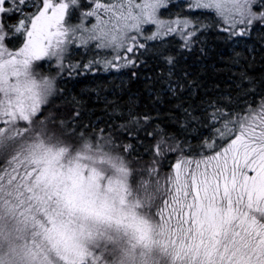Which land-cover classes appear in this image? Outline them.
Segmentation results:
<instances>
[{
	"label": "snow or ice",
	"instance_id": "obj_1",
	"mask_svg": "<svg viewBox=\"0 0 264 264\" xmlns=\"http://www.w3.org/2000/svg\"><path fill=\"white\" fill-rule=\"evenodd\" d=\"M27 231L28 264H264V0H0V239Z\"/></svg>",
	"mask_w": 264,
	"mask_h": 264
},
{
	"label": "trees",
	"instance_id": "obj_2",
	"mask_svg": "<svg viewBox=\"0 0 264 264\" xmlns=\"http://www.w3.org/2000/svg\"><path fill=\"white\" fill-rule=\"evenodd\" d=\"M46 67V66H45ZM147 157H145L146 159ZM30 231L23 232L20 238L9 246L3 239H0V257H4L9 260L11 264H28V261L35 258H41L38 246L32 243L34 239ZM60 238H66L68 243H71L78 251L83 252L84 248L81 247L80 243L74 236H64L61 235ZM91 243V242H90ZM99 247V245H97ZM35 249L33 253L29 248ZM27 251V253H26ZM110 251V258L105 259V264H118V256ZM24 253L26 256H24ZM147 264H171L165 252L156 247H152L148 254Z\"/></svg>",
	"mask_w": 264,
	"mask_h": 264
},
{
	"label": "rangeland",
	"instance_id": "obj_3",
	"mask_svg": "<svg viewBox=\"0 0 264 264\" xmlns=\"http://www.w3.org/2000/svg\"><path fill=\"white\" fill-rule=\"evenodd\" d=\"M47 67V66H46ZM31 239H34V237H32ZM66 238H60L57 242L59 244H61V246L63 247V249L70 255V256H75V255H82L83 252L81 251H78L77 248H75L71 243H68L66 240ZM33 244H35V246H38V250L41 253L44 252V249L41 248L40 244L39 243H35L34 240L32 241ZM30 250H32V252L34 253L35 252V249L30 247L29 248ZM27 253V251H26ZM46 255V253H45ZM24 256H26V254L24 253ZM40 259H43L44 257L40 255Z\"/></svg>",
	"mask_w": 264,
	"mask_h": 264
}]
</instances>
